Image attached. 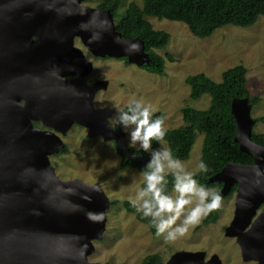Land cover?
I'll list each match as a JSON object with an SVG mask.
<instances>
[{
  "label": "water",
  "instance_id": "1",
  "mask_svg": "<svg viewBox=\"0 0 264 264\" xmlns=\"http://www.w3.org/2000/svg\"><path fill=\"white\" fill-rule=\"evenodd\" d=\"M83 0H0V264H99L87 256L104 231L110 205L100 186L55 175L48 155L58 152L72 124L111 140L124 159L122 124L107 122L111 107H93L104 80L86 82L90 62L72 45L98 57L149 61L138 37L122 38L107 9ZM74 75L62 79V76ZM22 99L23 103H18ZM233 141L249 164L227 162L209 180L217 193L234 189L233 216L224 235L234 237L242 260L264 264V145L250 139L253 119L246 99L230 103ZM39 121L47 129L36 128ZM156 264H220L214 254L175 251Z\"/></svg>",
  "mask_w": 264,
  "mask_h": 264
},
{
  "label": "rangeland",
  "instance_id": "2",
  "mask_svg": "<svg viewBox=\"0 0 264 264\" xmlns=\"http://www.w3.org/2000/svg\"><path fill=\"white\" fill-rule=\"evenodd\" d=\"M102 0H83L81 3L96 7ZM129 2L140 5L141 0H120L115 23ZM146 19L154 29L164 30L170 37L163 49L155 50L164 58V74L147 73L134 64H125L119 58H93L87 55L92 64V71L87 76L108 82L105 89L99 91L92 101L94 107H111L113 112L107 118L110 125L115 124L117 112L126 104L140 102L151 105L152 113L161 112L165 128H177L183 125L181 108L188 106L206 109L209 95L202 94L197 99L188 96V85L184 82L187 75L204 73L213 81H219L223 70L238 63L246 69L245 84L250 95H256L259 101L249 105V116L254 119L264 116V18L259 16L248 27L224 25L215 29L209 36L197 38L192 36L185 24L178 21ZM74 45L84 48L78 39ZM167 56L172 61L167 60ZM135 126L124 127L126 144L132 150H144L139 143H132L129 137ZM251 133H264V122L252 123ZM65 151L48 155L54 173L60 179H80L87 184L96 183L102 189L110 204L105 211L104 231L99 240L92 241L93 251L87 256L90 262L99 264H140L147 254H157L160 262H165L175 251H202L204 259L214 254L220 264H253L242 260L239 247L234 237L224 235V228L233 216L234 191L222 197V206L218 209L214 223L201 222L183 237L168 241L165 235H152L146 224L138 221L134 214L128 213L121 201L135 197L140 191L142 174L134 167H119L120 155L111 140L100 136H89L86 128L74 123L60 135ZM203 134L195 133L188 158L180 160L187 172L194 174L198 169V159ZM167 148L165 141H160L151 151ZM170 170L166 169V172ZM169 195L178 196L173 190ZM186 206L185 214L198 202ZM130 201V200H129ZM260 208L257 209V212ZM168 215V214H166ZM165 215V216H166ZM183 215L181 216V220ZM177 221V224L181 222Z\"/></svg>",
  "mask_w": 264,
  "mask_h": 264
},
{
  "label": "trees",
  "instance_id": "3",
  "mask_svg": "<svg viewBox=\"0 0 264 264\" xmlns=\"http://www.w3.org/2000/svg\"><path fill=\"white\" fill-rule=\"evenodd\" d=\"M119 3L120 0H102L96 8L107 9L114 19L118 14ZM149 16L158 20L166 19L181 22L185 24L192 36L203 38L224 25L248 27L259 16L264 18V0H141L140 5L129 2L123 15L114 23V28L122 38L138 37L142 41L143 50L149 58L147 63L141 64L144 71L163 75L164 58L155 50L163 49L170 35L164 30L154 29L146 19ZM166 58L172 61L171 57L167 56ZM245 73L246 69L243 64L238 63L223 70L219 81L211 80L202 72L187 75L184 82L188 85V96L191 99H197L202 94H208V106L206 109L182 107L180 111L183 125L177 128H166V134L162 140L171 150L173 158L185 160L188 158L195 133H202L198 169L193 177L198 184L216 192L219 190L221 182L210 181L209 178L223 165L230 161L241 164H249L252 161L251 157L241 152L233 141L234 122L230 112V103L233 100L246 99L249 105L259 101L256 95H250L248 92L245 84ZM131 104L133 103L123 106L117 112L115 120H119V114L127 112ZM157 118L163 119V114L161 112L152 113V119ZM257 121L264 122V116L253 119V123ZM250 139L257 144L264 145V133H251ZM159 142L153 140L151 148H155ZM115 150L120 155V168L131 166L141 174L151 159V156L144 150H132L128 145V152L133 156L142 157L143 160H125L121 151L116 147ZM63 151H65L64 146L59 152ZM201 162L207 166V172L199 169ZM166 173L165 191L169 195L170 191L174 189V177L170 171ZM235 185V183L231 185L226 195L233 192ZM145 187L146 183L143 179L140 183V190ZM116 203L118 202H110L112 205ZM121 205L126 212L134 214L138 221L146 224L152 235L156 234V228L151 217H145L142 212L137 211L129 200L121 201ZM217 214L218 210L212 211L203 218L202 223H214ZM160 261L159 256L153 253L145 255L140 264H156Z\"/></svg>",
  "mask_w": 264,
  "mask_h": 264
},
{
  "label": "clouds",
  "instance_id": "4",
  "mask_svg": "<svg viewBox=\"0 0 264 264\" xmlns=\"http://www.w3.org/2000/svg\"><path fill=\"white\" fill-rule=\"evenodd\" d=\"M118 119L126 128L135 126L129 134L130 140L134 144L139 143L145 151L151 149L153 140L159 142L165 137V122L162 118L152 119L151 105L134 102L127 112L119 114ZM166 169L170 170L174 177L173 187L178 193L175 198L165 191ZM199 169L208 171L203 162L199 164ZM142 176L146 187L138 191L135 197H129L130 203L145 217H151L157 236L166 234L165 239L168 241L183 237L189 228L195 227L209 213L222 206L221 195L198 184L193 174L185 170L179 159L173 158L168 148L151 151V159ZM192 197H196L198 202L185 214L186 206L193 203ZM178 220H181L179 224Z\"/></svg>",
  "mask_w": 264,
  "mask_h": 264
},
{
  "label": "flooded vegetation",
  "instance_id": "5",
  "mask_svg": "<svg viewBox=\"0 0 264 264\" xmlns=\"http://www.w3.org/2000/svg\"><path fill=\"white\" fill-rule=\"evenodd\" d=\"M74 39H78V38H77V37H74V38H73L72 45H73L74 47L78 48L77 46L74 45ZM78 40H79V39H78ZM80 43H81V42H80ZM82 47H83V46H82ZM83 48H84V47H83ZM78 49L81 51L84 60H86V61H88V62H90V60H88L86 54L90 55V56L93 57V58H101V59L112 58V57H98V56H94V55H92L88 50H86L85 48H84V49H85L84 52H83V50H82L81 48H78ZM85 53H86V54H85ZM116 59H117V58H116ZM119 59H122L123 62H124L125 64H131V63H128L124 57H120ZM124 59H125V60H124ZM134 65H135V64H134ZM136 66H137V65H136ZM137 67H141V65H140V66H137ZM92 70H93V69H92V64H91V62H90V71H89V72L83 77L84 80H85L86 82H93V81H96V80H101V79H99V78H90V77L87 78V76L91 73ZM73 77H74V75H70V74H69V75H66V76H62L61 78H62V79H65V78H73ZM104 81H105V80H104ZM105 82H106V83H105V86H104L103 88H101V89H98V90L94 93V96H93V100H92V101H94V97H95V95H96L99 91H101V90L105 89V87H107L108 82H107V81H105ZM18 103L22 104V103H23L22 99H19V100H18ZM93 107H94V106H93ZM117 121H118V120H115V124L111 125V127H115ZM31 124H32L34 127H36V128L47 129V128L44 127L39 121H31ZM112 143H113V141H112ZM220 186H221V184H220ZM235 186H236V185H235ZM235 186H234V187H235ZM233 191H234V190H233ZM259 208H260V211H259V212H264V202H263L262 204H260Z\"/></svg>",
  "mask_w": 264,
  "mask_h": 264
}]
</instances>
